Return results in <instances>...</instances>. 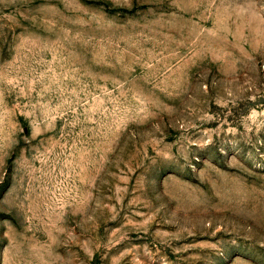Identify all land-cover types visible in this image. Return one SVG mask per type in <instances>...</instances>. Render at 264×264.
Wrapping results in <instances>:
<instances>
[{"label": "rangeland", "instance_id": "obj_1", "mask_svg": "<svg viewBox=\"0 0 264 264\" xmlns=\"http://www.w3.org/2000/svg\"><path fill=\"white\" fill-rule=\"evenodd\" d=\"M0 264H264V0H0Z\"/></svg>", "mask_w": 264, "mask_h": 264}]
</instances>
